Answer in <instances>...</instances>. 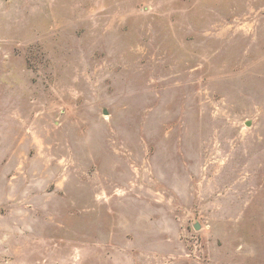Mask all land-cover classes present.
<instances>
[{
	"label": "rangeland",
	"instance_id": "1",
	"mask_svg": "<svg viewBox=\"0 0 264 264\" xmlns=\"http://www.w3.org/2000/svg\"><path fill=\"white\" fill-rule=\"evenodd\" d=\"M0 264H264V0H0Z\"/></svg>",
	"mask_w": 264,
	"mask_h": 264
},
{
	"label": "water",
	"instance_id": "2",
	"mask_svg": "<svg viewBox=\"0 0 264 264\" xmlns=\"http://www.w3.org/2000/svg\"><path fill=\"white\" fill-rule=\"evenodd\" d=\"M196 229H199V227L197 226Z\"/></svg>",
	"mask_w": 264,
	"mask_h": 264
}]
</instances>
